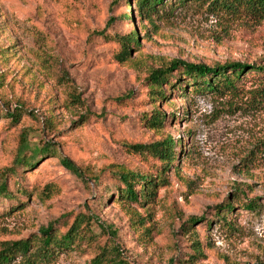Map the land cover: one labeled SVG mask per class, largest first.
<instances>
[{"label":"rangeland","instance_id":"rangeland-1","mask_svg":"<svg viewBox=\"0 0 264 264\" xmlns=\"http://www.w3.org/2000/svg\"><path fill=\"white\" fill-rule=\"evenodd\" d=\"M162 1L164 11L149 22L139 20L134 0H0V180L8 192L0 194V242L37 243L38 229L61 215L58 232L85 214L93 233L36 264H89L99 246L111 244L125 264H264L262 75L245 73L232 92L163 87L159 104L145 79L150 67L174 58L264 69V19L209 10L199 1ZM133 27L137 46L118 62L114 34ZM156 105L165 116L158 129L143 121ZM166 135L177 158L154 200L147 208L112 201L111 164L159 172L156 158L126 144ZM21 140L48 143L55 153L11 174ZM60 156L99 173L98 185L67 170ZM249 199L252 209L242 205ZM223 201L232 208L217 216L214 206ZM189 217L202 220L186 227ZM194 239L201 255L190 258ZM5 264L22 262L15 256Z\"/></svg>","mask_w":264,"mask_h":264},{"label":"trees","instance_id":"trees-1","mask_svg":"<svg viewBox=\"0 0 264 264\" xmlns=\"http://www.w3.org/2000/svg\"><path fill=\"white\" fill-rule=\"evenodd\" d=\"M205 3L206 9L209 10H224L229 14L244 11L248 18L252 20L264 19V0H192ZM180 2V0H179ZM127 6L130 3L126 2ZM162 0H134V11L139 17V20H148L151 22V15H158L159 11H164ZM169 7V6H168ZM168 10V9H167ZM166 11V10H165ZM127 16V15H126ZM134 30L124 34H114L115 40L119 45V50L114 54V59L118 62L124 61L128 57L130 45L137 46V35ZM95 34H102V31H93ZM258 73L264 79V69L261 66L233 61L224 62L222 64L214 63L207 65L200 62H188L181 59H171L164 61L157 67H150L146 75L148 91L153 95L152 100L159 101L165 96L166 90H180L182 94L186 91L198 92H232L237 90V81L247 72ZM174 76L175 84L170 81L171 76ZM183 81V82H180ZM165 89H164V88ZM164 89V91L162 90ZM118 99V98H116ZM159 104V102H158ZM157 104V105H158ZM153 108V112L143 119L144 123L151 128L158 129L165 119L163 113L160 112L158 106ZM10 118L16 120L18 115L12 112ZM175 141L168 135L163 138L145 143L126 144V148L130 152L143 153L147 152L159 161L158 174L141 173L132 170L126 166L118 164L110 165L108 172L113 174V179L116 181L114 189L111 191L112 201L132 202L142 208H147L155 197L156 188L162 183L161 176L172 165V162L177 158L175 154ZM55 148L49 146L48 143L41 145H28L24 140H21L15 152L13 159V167L9 172L15 174L17 168L32 167L38 156H42L48 152L55 153ZM59 162L67 170L76 176L83 178L88 175L87 180H91L94 186L99 183V173L90 172L87 166H78L66 157L60 156ZM103 172V169H101ZM241 192V190H239ZM0 194L8 195L4 180H0ZM243 207L252 209L255 205L254 199L247 200ZM232 205L228 201H223L214 206V214L218 216L219 210L229 211ZM135 214V216H133ZM131 217H140L133 211ZM60 217L48 222L45 226L40 227L38 242L28 241V239L3 240L0 242V264L8 263L12 257L19 256L22 264H36L38 258H48L57 249L70 248L76 239L83 237L91 239L93 236L92 228H90V217L85 214H76L71 222L67 225L63 232H58L55 223L60 220ZM202 220V217H189L186 227H190L193 223ZM186 222V223H187ZM110 231L108 230V233ZM111 233V232H110ZM98 252L91 257L89 264H125L120 257L118 247L111 244L109 247L99 246ZM192 253L188 257L192 258L201 255L200 244L197 239L191 242ZM39 255V257H37ZM37 257V258H36ZM172 259L169 260L171 264Z\"/></svg>","mask_w":264,"mask_h":264}]
</instances>
